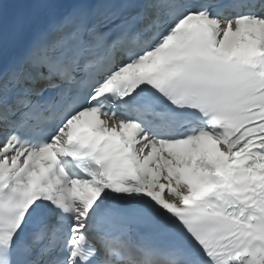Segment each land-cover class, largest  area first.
Returning <instances> with one entry per match:
<instances>
[{
  "label": "snow or ice",
  "instance_id": "obj_1",
  "mask_svg": "<svg viewBox=\"0 0 264 264\" xmlns=\"http://www.w3.org/2000/svg\"><path fill=\"white\" fill-rule=\"evenodd\" d=\"M0 264H264V0H0Z\"/></svg>",
  "mask_w": 264,
  "mask_h": 264
}]
</instances>
